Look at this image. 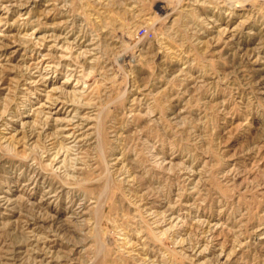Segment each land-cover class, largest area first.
Segmentation results:
<instances>
[{"label":"rangeland","instance_id":"374dc122","mask_svg":"<svg viewBox=\"0 0 264 264\" xmlns=\"http://www.w3.org/2000/svg\"><path fill=\"white\" fill-rule=\"evenodd\" d=\"M0 264H264V0H0Z\"/></svg>","mask_w":264,"mask_h":264}]
</instances>
